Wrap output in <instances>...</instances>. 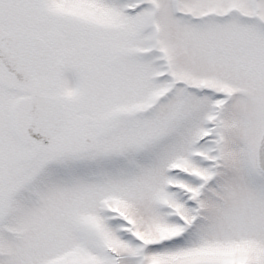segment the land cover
<instances>
[{"label": "snow or ice", "instance_id": "snow-or-ice-1", "mask_svg": "<svg viewBox=\"0 0 264 264\" xmlns=\"http://www.w3.org/2000/svg\"><path fill=\"white\" fill-rule=\"evenodd\" d=\"M0 264H264V0H0Z\"/></svg>", "mask_w": 264, "mask_h": 264}]
</instances>
